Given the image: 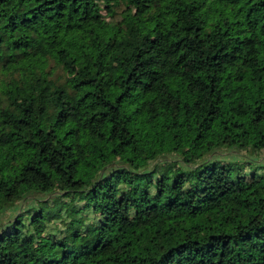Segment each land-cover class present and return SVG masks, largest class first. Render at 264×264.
<instances>
[{
    "label": "trees",
    "instance_id": "16d2710c",
    "mask_svg": "<svg viewBox=\"0 0 264 264\" xmlns=\"http://www.w3.org/2000/svg\"><path fill=\"white\" fill-rule=\"evenodd\" d=\"M261 153L264 0H0V264H264Z\"/></svg>",
    "mask_w": 264,
    "mask_h": 264
},
{
    "label": "rangeland",
    "instance_id": "374dc122",
    "mask_svg": "<svg viewBox=\"0 0 264 264\" xmlns=\"http://www.w3.org/2000/svg\"><path fill=\"white\" fill-rule=\"evenodd\" d=\"M215 155L219 156V158L222 159H238L240 160L242 158L241 153H238L236 150H230V149H224L221 150L220 152L214 153ZM251 159L256 160L259 162V164L264 165V153H261L260 155L253 156ZM32 204V200L29 198L25 201H22L18 203L15 207H11L7 210H5L1 215H0V227L5 225L8 221H10L14 215L21 211L22 209H26L29 205Z\"/></svg>",
    "mask_w": 264,
    "mask_h": 264
}]
</instances>
